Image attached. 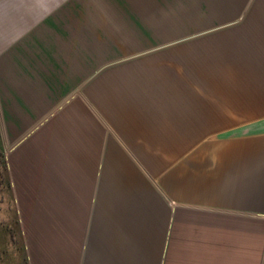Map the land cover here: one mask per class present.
Returning <instances> with one entry per match:
<instances>
[{
    "label": "crops",
    "instance_id": "obj_1",
    "mask_svg": "<svg viewBox=\"0 0 264 264\" xmlns=\"http://www.w3.org/2000/svg\"><path fill=\"white\" fill-rule=\"evenodd\" d=\"M170 1L0 0L27 264H264V0Z\"/></svg>",
    "mask_w": 264,
    "mask_h": 264
},
{
    "label": "rangeland",
    "instance_id": "obj_2",
    "mask_svg": "<svg viewBox=\"0 0 264 264\" xmlns=\"http://www.w3.org/2000/svg\"><path fill=\"white\" fill-rule=\"evenodd\" d=\"M167 7V20L189 18L192 15L191 4L199 7H227L228 0H171ZM2 108L0 120H2ZM17 140L5 139L4 124L0 123V264H27L19 223V205L16 203L13 188L9 180L7 159ZM5 167V170H4ZM8 180V186L6 184ZM168 222V221H167Z\"/></svg>",
    "mask_w": 264,
    "mask_h": 264
},
{
    "label": "trees",
    "instance_id": "obj_3",
    "mask_svg": "<svg viewBox=\"0 0 264 264\" xmlns=\"http://www.w3.org/2000/svg\"><path fill=\"white\" fill-rule=\"evenodd\" d=\"M4 170H5V167H4ZM6 184H7V188H9V186H8V180L6 179Z\"/></svg>",
    "mask_w": 264,
    "mask_h": 264
}]
</instances>
